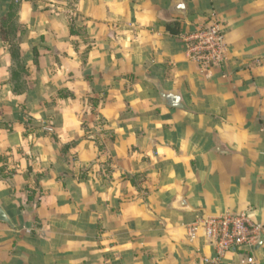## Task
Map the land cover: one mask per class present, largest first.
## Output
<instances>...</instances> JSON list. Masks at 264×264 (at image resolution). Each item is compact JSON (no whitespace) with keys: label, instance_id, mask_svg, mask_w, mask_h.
Returning a JSON list of instances; mask_svg holds the SVG:
<instances>
[{"label":"crops","instance_id":"0c3cea01","mask_svg":"<svg viewBox=\"0 0 264 264\" xmlns=\"http://www.w3.org/2000/svg\"><path fill=\"white\" fill-rule=\"evenodd\" d=\"M12 1L20 67L2 33ZM183 1L184 15L172 0H0V204L14 224L0 221V264H244L189 232L242 212L262 226L264 264V0ZM213 15L227 59L209 68L185 36Z\"/></svg>","mask_w":264,"mask_h":264},{"label":"built area","instance_id":"2783aa9c","mask_svg":"<svg viewBox=\"0 0 264 264\" xmlns=\"http://www.w3.org/2000/svg\"><path fill=\"white\" fill-rule=\"evenodd\" d=\"M189 57L199 65L209 68L218 67L227 59L225 34L216 16H212L199 24L185 36ZM199 229L214 239L218 249V258L224 252L237 246H246L250 251L261 242V224H257L245 213L221 214L219 216H203L194 221L189 232L192 238ZM212 264H222L218 260H207ZM253 263V256L243 260L245 264Z\"/></svg>","mask_w":264,"mask_h":264},{"label":"trees","instance_id":"16d2710c","mask_svg":"<svg viewBox=\"0 0 264 264\" xmlns=\"http://www.w3.org/2000/svg\"><path fill=\"white\" fill-rule=\"evenodd\" d=\"M18 8L19 5L17 3H15V1H12V3L10 4V9L9 12L7 13V15L5 16V18L2 20V27L3 28V34L5 39H9V49L10 52L12 54L13 60L19 65H21V59H22V53H21V48L18 44V42L16 41V30L14 28H17V24H18V18H17V12H18ZM166 30L174 35L180 34L182 32V24L180 22V20H173L168 22L165 25ZM74 28L71 27V32H74ZM36 51V48L34 49ZM24 68L21 67V71H23ZM14 75L15 74L14 72ZM90 80V77H88ZM71 93H64L63 91L59 92V96L60 97H68L71 96ZM100 103V99L99 98H90L89 99V104L93 105L94 107L98 106ZM99 122H101V124H106L108 123L106 121L105 118H103L102 116L99 117ZM84 127L86 128V126L84 125ZM87 129V128H86ZM105 134H107V136H109V138L114 139L115 138V134L113 131H105ZM98 142V141H97ZM71 144H68L67 146L69 147ZM104 147L103 144H99V148L102 149ZM1 177H4L7 179V175H2L0 173ZM29 191V200L34 199V195H35V191L31 190L29 188H27ZM234 251L240 252V253H245L247 256H252L251 251L246 247V246H237L235 248H233Z\"/></svg>","mask_w":264,"mask_h":264},{"label":"water","instance_id":"95a60500","mask_svg":"<svg viewBox=\"0 0 264 264\" xmlns=\"http://www.w3.org/2000/svg\"><path fill=\"white\" fill-rule=\"evenodd\" d=\"M169 11L173 14H186L187 5L183 0H172L171 5L169 7ZM161 95L165 98L167 104L174 108H182L183 102L181 99V95L177 91H169L164 92L161 91ZM184 207V206H180ZM0 221L5 222L11 226H14L10 216L6 212V210L0 204Z\"/></svg>","mask_w":264,"mask_h":264},{"label":"clouds","instance_id":"9594fccd","mask_svg":"<svg viewBox=\"0 0 264 264\" xmlns=\"http://www.w3.org/2000/svg\"><path fill=\"white\" fill-rule=\"evenodd\" d=\"M73 55H75V53H73ZM122 131V130H121ZM150 154V153H149Z\"/></svg>","mask_w":264,"mask_h":264}]
</instances>
